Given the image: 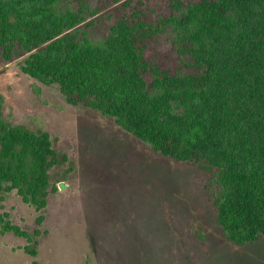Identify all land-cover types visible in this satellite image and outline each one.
Masks as SVG:
<instances>
[{
    "label": "trees",
    "instance_id": "1",
    "mask_svg": "<svg viewBox=\"0 0 264 264\" xmlns=\"http://www.w3.org/2000/svg\"><path fill=\"white\" fill-rule=\"evenodd\" d=\"M17 51L72 103L209 171L226 241L264 237V0H0V53ZM67 162L48 131L0 110V193L44 208Z\"/></svg>",
    "mask_w": 264,
    "mask_h": 264
},
{
    "label": "rangeland",
    "instance_id": "2",
    "mask_svg": "<svg viewBox=\"0 0 264 264\" xmlns=\"http://www.w3.org/2000/svg\"><path fill=\"white\" fill-rule=\"evenodd\" d=\"M24 56L0 53L1 113L48 131L69 156L59 174L70 172L44 208L17 190L0 193V264H264V237L225 240L204 188L209 171L162 156L114 119L72 103L25 72ZM7 222L17 231L3 230Z\"/></svg>",
    "mask_w": 264,
    "mask_h": 264
}]
</instances>
